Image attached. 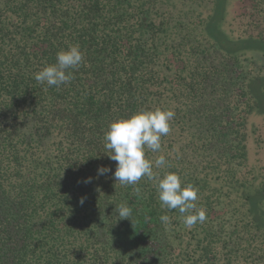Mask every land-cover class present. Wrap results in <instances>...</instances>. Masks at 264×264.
Returning <instances> with one entry per match:
<instances>
[{"label":"trees","instance_id":"obj_1","mask_svg":"<svg viewBox=\"0 0 264 264\" xmlns=\"http://www.w3.org/2000/svg\"><path fill=\"white\" fill-rule=\"evenodd\" d=\"M217 4L0 0V264H264L252 213L257 202L264 215V121L250 89L264 65L211 34L264 43V0H223L214 20ZM73 44L84 53L74 78L36 81ZM156 108L175 117L146 158L163 155L156 176L199 189L207 218L192 228L161 207L157 179L113 176L108 126Z\"/></svg>","mask_w":264,"mask_h":264},{"label":"clouds","instance_id":"obj_2","mask_svg":"<svg viewBox=\"0 0 264 264\" xmlns=\"http://www.w3.org/2000/svg\"><path fill=\"white\" fill-rule=\"evenodd\" d=\"M84 62V53L78 44H73L61 50L56 55V61L44 67L35 74L36 81L46 83L49 87L69 83L73 78V71ZM175 112L171 109L156 108L154 110H139L128 118L114 120L105 132V147L109 150L111 160L117 162L113 174L116 182L121 185H136L143 178L157 179V190L161 207L170 210L178 209L183 216L185 227L192 228L195 224L206 220V211L197 208L199 189L188 183L182 186L177 172H167L163 177L154 174L153 168H163L167 161L160 155L154 162L146 158V151L159 152L161 138L167 136L171 129V122ZM108 167H99L98 175L109 172ZM139 193V188H136ZM80 203H84L82 197ZM120 219H130L132 208L127 203L117 207ZM161 221L167 223L169 217L161 216ZM131 220V219H130Z\"/></svg>","mask_w":264,"mask_h":264},{"label":"rangeland","instance_id":"obj_3","mask_svg":"<svg viewBox=\"0 0 264 264\" xmlns=\"http://www.w3.org/2000/svg\"><path fill=\"white\" fill-rule=\"evenodd\" d=\"M221 4H223V0H218L217 4V11L215 14L216 20L221 10ZM214 22V21H212ZM213 24V23H212ZM211 34L218 40V44L225 50L226 52H232L233 50H245L243 53H248V55L252 56L253 59L257 62H260L264 65V43L261 41H257L254 39H246V40H239L234 43L227 42L215 29V25L211 27ZM231 47V48H230ZM230 52V53H231ZM251 93L253 94V97L255 98L257 107L252 114L253 122L256 120L264 121V78L259 79L257 81H253L250 86ZM256 198H254L252 201L254 202ZM254 207L252 208V213L256 219L257 222L264 225V215L262 213V210H258L257 202H255Z\"/></svg>","mask_w":264,"mask_h":264}]
</instances>
